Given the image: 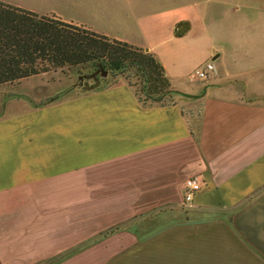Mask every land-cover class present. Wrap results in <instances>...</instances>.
Returning a JSON list of instances; mask_svg holds the SVG:
<instances>
[{"label": "crops", "instance_id": "obj_1", "mask_svg": "<svg viewBox=\"0 0 264 264\" xmlns=\"http://www.w3.org/2000/svg\"><path fill=\"white\" fill-rule=\"evenodd\" d=\"M148 1L126 0L110 29L128 35H105L152 52L174 103L143 106L122 77L48 103L1 92L0 264L57 256L95 225L120 226L99 264H264V0Z\"/></svg>", "mask_w": 264, "mask_h": 264}, {"label": "trees", "instance_id": "obj_2", "mask_svg": "<svg viewBox=\"0 0 264 264\" xmlns=\"http://www.w3.org/2000/svg\"><path fill=\"white\" fill-rule=\"evenodd\" d=\"M70 66L104 70L106 76H96L103 81L122 77L143 106L175 102L176 92L149 50L54 15L0 1V85ZM118 229L120 226L103 235Z\"/></svg>", "mask_w": 264, "mask_h": 264}, {"label": "rangeland", "instance_id": "obj_3", "mask_svg": "<svg viewBox=\"0 0 264 264\" xmlns=\"http://www.w3.org/2000/svg\"><path fill=\"white\" fill-rule=\"evenodd\" d=\"M4 3L18 6L27 10L34 11L40 15L57 16L60 19L68 22H78L83 26L90 28L91 30L105 34V33H118L119 35H128L123 32H119L116 26L110 29L112 24L124 25L126 21H129L131 13L126 6V0H0ZM137 1V5L141 4L142 7H148L150 2L148 0H130ZM90 66H70L58 69H52L44 73L30 76L28 78L21 79L14 83L0 85V94L4 99L10 96L21 95L25 98H29L32 103H48L54 101V99H61L77 95L85 92L94 83L95 78L90 76L92 73ZM98 70V69H97ZM94 72V71H93ZM101 74V73H100ZM98 75V73H97ZM96 75V76H97ZM107 75V74H106ZM103 75V76H106ZM29 93L30 95H28ZM4 94V95H3ZM44 215H54L53 211H58L63 218H75L79 216V213L83 209H70L63 208L61 210H39ZM37 210H30V216H35ZM80 218V217H79ZM82 218L79 219V222ZM132 226V227H131ZM65 227V226H63ZM110 227V226H109ZM105 225H95V230L102 228L99 231H95L93 237L88 241H79L77 245L72 248L61 250L57 256L39 258L35 264H99L96 259H100L97 255L102 248H107L111 244H115L111 240V234L103 235L106 231L116 226L110 227ZM78 230V236L87 234L86 225L78 224L76 226ZM134 228L135 224L127 222L123 229ZM84 232H83V230ZM67 241L62 240L64 245ZM137 243V241H136ZM93 248L95 255L87 254L86 249ZM135 243L127 246L125 249L134 248ZM114 257V256H113ZM36 258H30L32 261ZM109 259V258H107ZM110 259H113L110 257Z\"/></svg>", "mask_w": 264, "mask_h": 264}, {"label": "built area", "instance_id": "obj_4", "mask_svg": "<svg viewBox=\"0 0 264 264\" xmlns=\"http://www.w3.org/2000/svg\"><path fill=\"white\" fill-rule=\"evenodd\" d=\"M213 63L207 61L196 68H194L189 74L188 78L190 81L196 79H205L208 77V74L213 70ZM201 187V180L197 176H191L185 179L184 181V199L189 201L192 199L194 192L199 190Z\"/></svg>", "mask_w": 264, "mask_h": 264}, {"label": "water", "instance_id": "obj_5", "mask_svg": "<svg viewBox=\"0 0 264 264\" xmlns=\"http://www.w3.org/2000/svg\"><path fill=\"white\" fill-rule=\"evenodd\" d=\"M97 73H101V76L107 74V72L104 71V70H102V71H100V70H95L94 72H92V74H91L90 76H92V77L95 78V83H94L93 85H91V87H93V86H95V85H97V84L99 83V79L96 77Z\"/></svg>", "mask_w": 264, "mask_h": 264}]
</instances>
